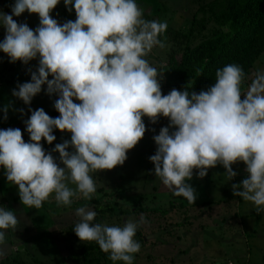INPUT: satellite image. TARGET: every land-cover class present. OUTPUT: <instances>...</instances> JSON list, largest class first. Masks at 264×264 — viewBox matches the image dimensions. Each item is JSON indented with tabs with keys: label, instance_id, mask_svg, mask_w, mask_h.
<instances>
[{
	"label": "clouds",
	"instance_id": "1",
	"mask_svg": "<svg viewBox=\"0 0 264 264\" xmlns=\"http://www.w3.org/2000/svg\"><path fill=\"white\" fill-rule=\"evenodd\" d=\"M60 2L15 0L12 14L0 11L5 29L0 51L12 63L38 60L35 70L28 68L30 82L12 90L29 106L31 115L23 122L30 139L19 127L0 129V168L18 186L21 203L39 209L53 194L59 206L70 207L74 197L91 200L97 191L93 173L125 163L148 131L144 117L153 124L165 117L169 124L153 136L157 147L149 157L163 185L195 203L196 189L188 183L194 171L204 178L210 168L222 165L231 181L238 175L233 165L243 162L247 176L231 185L233 194L264 213V69L254 71L246 89L243 68L230 63L216 70L215 82L206 90L189 91L187 84L165 95V72L147 57L154 47L166 46L160 37L167 22L145 19L137 0H63L76 19L61 24L52 16ZM26 11L38 14L35 29L14 19ZM202 71L197 69V76ZM42 90L58 97V117L30 107ZM9 107L2 109L4 120ZM55 129L71 138L48 151L43 141H56ZM53 153H59V160ZM76 216L73 230L81 241L98 243L113 262L134 264L143 216L110 226L95 222L97 212L87 205L78 207ZM17 225L15 213L0 206V258L7 254L6 230Z\"/></svg>",
	"mask_w": 264,
	"mask_h": 264
},
{
	"label": "rangeland",
	"instance_id": "2",
	"mask_svg": "<svg viewBox=\"0 0 264 264\" xmlns=\"http://www.w3.org/2000/svg\"><path fill=\"white\" fill-rule=\"evenodd\" d=\"M211 1L137 0L144 10L145 19L168 24L166 33L160 37L166 46L154 47L147 57L153 66L165 72L162 81L165 95L173 89L165 84L170 74L169 53L176 47L173 32L186 30L197 10V22L207 18L210 14L207 4ZM14 2L0 0V11L12 14ZM52 16L61 24L76 19L75 10L69 12L63 0L53 10ZM14 19L27 23L33 29L39 25L38 14L27 11L19 17L14 16ZM195 31L199 33L197 38H202V32ZM204 33L207 34V30ZM4 37L5 29L0 26V41ZM37 66L38 60H32L29 65L20 61L12 63L7 54L0 51V129L19 127L26 141L30 137L23 121L30 117L31 112L28 105L12 94V90L18 83L30 82L28 68L35 70ZM257 68L264 69V52L255 62L253 73ZM56 98L42 90L33 98L30 107H42L54 118L58 117L60 114L54 108ZM5 105H10L7 120L3 119ZM20 108L25 109L24 114L16 111ZM144 121L148 131L137 146L129 150L125 163L112 170L93 173L97 185L93 198L74 197L70 207L57 205L54 194L39 209L23 205L18 186L9 183L0 168V206L13 211L18 219L15 230H6L3 247L7 254L0 258V264L17 261L19 264H81L83 261H76L74 254L82 247L97 244L81 241L73 230L79 220L76 209L84 205L97 212L95 222L110 226H123L128 219L145 218L146 222L138 228L135 236L141 250L134 254V264H264V213L258 214L251 202L236 197L231 187L246 178V165L243 162L233 165L238 175L231 181L224 176L226 170L222 165L210 168L204 178H199L194 171L188 183L196 189L197 199L195 203H189L163 185L155 176L154 164L149 160L157 147L153 136L161 127L167 126L169 120L161 117L153 124L144 117ZM62 135L66 139L71 138V133L62 132ZM53 155L59 160V153ZM106 205L113 208L102 212L97 209ZM105 264L124 262H113L108 257Z\"/></svg>",
	"mask_w": 264,
	"mask_h": 264
},
{
	"label": "trees",
	"instance_id": "3",
	"mask_svg": "<svg viewBox=\"0 0 264 264\" xmlns=\"http://www.w3.org/2000/svg\"><path fill=\"white\" fill-rule=\"evenodd\" d=\"M207 8L210 11L207 18L197 22V10L186 30L173 32L176 47L169 53L170 74L165 84L178 90L187 84L189 91L206 90L214 84L218 68L236 63L246 74L243 85L246 89L251 83L254 64L264 52V0H213ZM195 29L202 32V38H197L199 33ZM197 69L203 70L200 76ZM54 135L57 139L51 145L43 141L48 151L66 139L59 129L54 130ZM112 208L110 205L97 207L101 212ZM108 257L98 243L82 247L74 254L76 261H83L81 264H105Z\"/></svg>",
	"mask_w": 264,
	"mask_h": 264
}]
</instances>
